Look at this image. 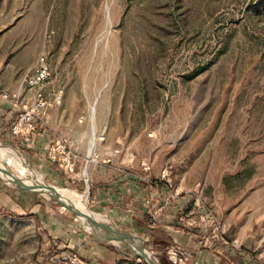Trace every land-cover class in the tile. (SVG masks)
<instances>
[{
    "label": "rangeland",
    "instance_id": "1",
    "mask_svg": "<svg viewBox=\"0 0 264 264\" xmlns=\"http://www.w3.org/2000/svg\"><path fill=\"white\" fill-rule=\"evenodd\" d=\"M43 63L46 77L29 86ZM3 85L28 107L41 94L34 133L47 130L42 151L59 168L69 154L74 167L131 170L146 181L139 203L154 222L180 199L179 224L196 227V216L211 214L219 234L230 227L264 259V0H0ZM0 146L23 160L31 174L20 177L72 190L169 264L163 234L153 244L131 218L113 220L90 202L88 189L56 184L22 150ZM3 172L0 195H12L0 196V264H147Z\"/></svg>",
    "mask_w": 264,
    "mask_h": 264
},
{
    "label": "crops",
    "instance_id": "2",
    "mask_svg": "<svg viewBox=\"0 0 264 264\" xmlns=\"http://www.w3.org/2000/svg\"><path fill=\"white\" fill-rule=\"evenodd\" d=\"M8 91H10L9 87L4 85L0 87V141L16 146L30 161H36L38 167L45 176L51 178L52 182L65 185H70L72 182L71 184L78 190L88 189L90 202L106 208L111 219H118L119 216L131 218L144 238L151 239L153 244H159L158 236L163 234L162 238L167 243L164 251L168 253L169 264H264V259L258 257L253 250L251 251L247 244L248 240L235 234L230 227L225 228L220 234L222 237H219L213 236L212 228L204 233L199 224H196V227L179 224L176 217L177 210L187 203L184 202L181 206L180 199L171 202V206L166 205L165 213L153 223V225L156 224L155 226L151 225L147 201L141 206L139 203V191L146 181L138 178L131 170L125 172L117 166H75L73 171L67 172L59 168L46 151H42L46 140H49L47 130L39 131L38 135L35 133L27 136L11 134L10 127L16 118L17 106L22 103L15 102ZM13 94L17 95L19 101V94ZM2 193L3 195L0 196L6 199L12 195L8 190ZM195 219H198L197 216ZM129 234L134 233L129 232ZM202 235L209 238L207 243L201 241ZM105 242L111 246L117 245L113 241ZM96 243L102 245V241ZM126 247L131 249L128 245Z\"/></svg>",
    "mask_w": 264,
    "mask_h": 264
},
{
    "label": "bare ground",
    "instance_id": "3",
    "mask_svg": "<svg viewBox=\"0 0 264 264\" xmlns=\"http://www.w3.org/2000/svg\"><path fill=\"white\" fill-rule=\"evenodd\" d=\"M91 145H92V139H91L90 146H89L90 149H91ZM4 158L8 159V161L10 163H12L16 168H19L20 172H23L24 174L25 173L31 174L27 170L24 171L23 160L17 158L16 155L13 153H6V150L0 146V166H1L2 170L4 171L1 175H2V178L4 179V181H6L9 184L14 185V187H18L20 185L21 186H32V188H33L32 190L37 191L43 195L55 197L57 199H60L61 201H63V200L67 201L68 203H66L64 201L63 202L67 205L77 207L76 209L79 212L78 218L82 221V223L85 224V226L87 228L93 229L99 234L103 231L102 225H103L104 221L99 216H97L95 213H93L92 211H90L86 207L83 199H79V198H76L75 196H73L74 194H76L75 192H73L72 190L63 189V188H59V187H55V190H50L48 188L47 184L44 183V181H42L40 176L39 175L37 176V174H36L37 172L35 173L36 177L34 179H29V178L24 179V178L20 177L17 174V172H15L14 170L12 171L11 170L12 168L11 169L7 168L5 161H4ZM18 173H19V171H18ZM104 223H106V221ZM129 244L130 243H128V246H130ZM132 245L135 246L136 249H137V246H139V245H137L136 242H135V244H132ZM130 248L132 250H134V248H132L131 246H130Z\"/></svg>",
    "mask_w": 264,
    "mask_h": 264
},
{
    "label": "built area",
    "instance_id": "4",
    "mask_svg": "<svg viewBox=\"0 0 264 264\" xmlns=\"http://www.w3.org/2000/svg\"><path fill=\"white\" fill-rule=\"evenodd\" d=\"M43 66L39 68V70L28 76L26 82L28 83L29 86H35L37 85L44 77H46V74L44 73L45 71V63L42 64ZM12 97L15 99V102H18V97L15 94H12ZM44 104L43 98L41 96L40 93L36 94V102L35 104H33V106L28 107L26 104H21L19 105V114L16 117L15 121L13 122V124L10 127V132L12 135L15 136H27L30 134L34 133V130L37 127V124L39 123L38 121L40 120V116H34L35 115V111L38 110V113L40 112V108L41 106ZM99 140H103L104 139V135L102 136H98ZM52 160L55 159L54 156H51L50 153L47 154ZM90 154H88L87 158H90ZM64 160L66 161V165L64 166L65 171L67 172H71L74 169L73 163L70 162V155L68 154L66 156V158H64ZM145 168H148V166H144ZM166 170H164L163 174L165 175ZM200 216L195 225L199 224L202 228H203V232L206 233L208 232V227L212 226L213 229V236H221L218 232L222 229L221 226H219V222L217 220V218L211 214H206ZM150 223H154V215L150 214ZM202 242L207 243L208 242V237L205 235H202ZM233 243H236L235 241H233Z\"/></svg>",
    "mask_w": 264,
    "mask_h": 264
},
{
    "label": "water",
    "instance_id": "5",
    "mask_svg": "<svg viewBox=\"0 0 264 264\" xmlns=\"http://www.w3.org/2000/svg\"><path fill=\"white\" fill-rule=\"evenodd\" d=\"M7 164H12V163H7ZM14 171H17V172L19 171V173H23V172H20V170L16 167ZM47 186L50 190H55V186L51 184H47ZM16 188L23 189V190L33 189L32 186H21V185ZM53 198L61 205L62 208L73 212L77 217L79 216L78 210L73 208V206L65 204L60 199H57L55 197ZM102 229H103V232L105 233V237L103 238V241H113V242H121V243L123 242L126 245H128V243L135 244V241L137 238L136 236H133L127 232H124L118 228H114L113 226L105 224V223L102 225ZM88 234L91 235L90 233ZM133 251L138 256H140L143 260H145L147 264H156V262L150 257V255L144 249L143 243L137 246V249L136 250L134 249Z\"/></svg>",
    "mask_w": 264,
    "mask_h": 264
}]
</instances>
